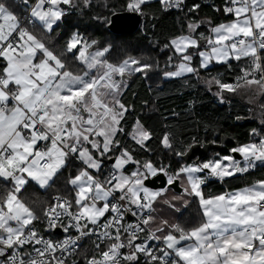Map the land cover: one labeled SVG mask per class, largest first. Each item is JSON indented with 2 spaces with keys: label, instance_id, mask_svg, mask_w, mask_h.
<instances>
[{
  "label": "snow or ice",
  "instance_id": "1",
  "mask_svg": "<svg viewBox=\"0 0 264 264\" xmlns=\"http://www.w3.org/2000/svg\"><path fill=\"white\" fill-rule=\"evenodd\" d=\"M150 3L123 0L117 8L98 0L106 11L92 19L111 27L110 17L121 11L146 17ZM159 4L187 21L162 45L169 53L162 77L195 76L208 91L215 88L221 103L246 90L261 113L260 128L226 153L178 161L175 169L138 158L151 152L156 134L140 119L128 129L123 89L137 75L147 79L159 61L113 62L111 44L101 46L79 29L65 36L66 18L91 10L93 0H0V264H80L77 257L83 264H264V173L247 179L264 169V0H222L213 6L222 19L208 20L206 32L204 21L189 18L200 4ZM210 65L238 67L236 82L212 75ZM158 139L181 159L199 143L193 137L178 148L167 130ZM70 166L75 172H68L63 192L26 201L28 187L47 192ZM161 177L164 186H149ZM238 179L243 186L232 187ZM211 181L223 190L206 191ZM161 203L176 212L195 204L196 213L169 219ZM55 230L64 238H52ZM85 238L91 253L79 246Z\"/></svg>",
  "mask_w": 264,
  "mask_h": 264
},
{
  "label": "trees",
  "instance_id": "2",
  "mask_svg": "<svg viewBox=\"0 0 264 264\" xmlns=\"http://www.w3.org/2000/svg\"><path fill=\"white\" fill-rule=\"evenodd\" d=\"M107 3L115 4L117 8L123 0H106ZM98 0H93V8L86 10L83 14L72 12L63 25L65 36L69 29H79L86 37H91L99 42L101 46L112 45L109 59L119 62L126 56L152 57L153 61H159V68L145 79L137 75L128 80V86L123 89L122 99L126 105L130 106L127 120V127L131 130L136 119H140L146 126L150 127L156 136L150 145L151 152L138 153V158H150L157 165L171 164L175 169L179 163H186L181 158L163 149L158 137L162 136L165 130L173 133L176 146H186L191 143L193 137L199 143L206 144L216 140L221 144L222 141L229 139L240 143L249 140V132L252 128H260L261 123L252 115V110L232 94H226L227 99L221 103L214 95V91H208L207 86L202 80L198 81L195 76L166 80L162 77L160 69L165 67V61L169 53L162 52L161 48L166 38L181 31V25L187 21L182 13L172 9L163 11L159 0H151L149 8L146 9L147 16L142 17L139 28L131 34L111 32L107 25H102L92 19L93 15L105 12L106 10L97 7ZM188 7L193 4H200V9L191 14L189 18L204 21L200 31H207V21L219 22L222 17L214 11V5H221L222 0H186ZM187 12V8L184 9ZM57 31H60L57 29ZM54 37L56 33L52 34ZM64 37H61V41ZM158 42V43H157ZM236 62L233 61V65ZM212 75L221 73L228 82L235 83V77L239 74V68L226 70L219 65L211 66ZM201 76H207L204 71ZM185 79L188 82L185 83ZM239 117V119H237ZM208 125V127H206ZM131 145V142H129ZM235 146L232 142L223 143L219 149L212 150L205 158L214 152L226 153V150ZM193 160L187 161L191 163ZM110 162H106L108 165ZM75 172L71 167L65 170L64 174L56 179L55 184L47 192L40 190L38 186H30L23 193L26 201L49 200L57 191L63 192L65 179L68 172ZM264 173V169L253 170L247 177L251 180ZM232 187L243 186L242 180H233ZM207 190L219 192L223 190L218 181H211ZM196 205L184 209L178 217L184 221L189 217H194ZM89 253L92 251V243L88 238L83 239L79 245ZM80 264H83V257H77Z\"/></svg>",
  "mask_w": 264,
  "mask_h": 264
},
{
  "label": "water",
  "instance_id": "3",
  "mask_svg": "<svg viewBox=\"0 0 264 264\" xmlns=\"http://www.w3.org/2000/svg\"><path fill=\"white\" fill-rule=\"evenodd\" d=\"M110 18L114 21V26L109 27L107 25L108 29L114 33H126V34H131L134 31H136L139 28L142 20V16H139L137 14L127 13L124 11L119 12L118 17L112 16ZM226 142H232L236 144V142L231 139L227 141L224 140L222 141L221 144L206 143V144H202L203 146H200L201 143H198L194 146V149L188 150L187 156L182 160L187 162L190 160L203 159L208 155L210 151L219 149V147ZM165 184H166V178L161 177V179H157L154 184H150L149 186L155 189H159ZM173 190L179 192L180 191L179 185L177 184V186Z\"/></svg>",
  "mask_w": 264,
  "mask_h": 264
},
{
  "label": "crops",
  "instance_id": "4",
  "mask_svg": "<svg viewBox=\"0 0 264 264\" xmlns=\"http://www.w3.org/2000/svg\"><path fill=\"white\" fill-rule=\"evenodd\" d=\"M213 90H214V88H213ZM249 95L250 94L246 90H241L240 92H238L236 94H232V96L238 97L241 101L246 103V105H248L250 108L258 109L257 105L249 102ZM261 102H264V101H261ZM252 115H254L253 112H252ZM157 208L159 209L160 214L162 216L167 217L169 219H179L178 217L180 216V213L185 209V208L181 207L180 212H176L174 209L169 208L168 206H166L162 203L158 204Z\"/></svg>",
  "mask_w": 264,
  "mask_h": 264
},
{
  "label": "built area",
  "instance_id": "5",
  "mask_svg": "<svg viewBox=\"0 0 264 264\" xmlns=\"http://www.w3.org/2000/svg\"><path fill=\"white\" fill-rule=\"evenodd\" d=\"M37 227L40 228L41 230H43L44 225H37ZM46 235H48V234H46ZM51 235H52V238H54V239H63L65 236V234L61 230H55L53 233H51ZM73 235H75L74 232H73ZM91 239L95 240V237H92Z\"/></svg>",
  "mask_w": 264,
  "mask_h": 264
},
{
  "label": "rangeland",
  "instance_id": "6",
  "mask_svg": "<svg viewBox=\"0 0 264 264\" xmlns=\"http://www.w3.org/2000/svg\"><path fill=\"white\" fill-rule=\"evenodd\" d=\"M213 91L215 92V88H214ZM251 110L255 112L254 115H253V117L256 118V120L258 122L261 123V113H260L259 109H253V108H251Z\"/></svg>",
  "mask_w": 264,
  "mask_h": 264
},
{
  "label": "flooded vegetation",
  "instance_id": "7",
  "mask_svg": "<svg viewBox=\"0 0 264 264\" xmlns=\"http://www.w3.org/2000/svg\"><path fill=\"white\" fill-rule=\"evenodd\" d=\"M253 112V114L255 113L254 111H252Z\"/></svg>",
  "mask_w": 264,
  "mask_h": 264
}]
</instances>
